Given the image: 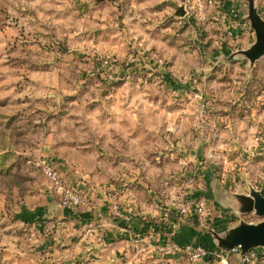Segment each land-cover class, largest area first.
Segmentation results:
<instances>
[{
  "label": "rangeland",
  "instance_id": "374dc122",
  "mask_svg": "<svg viewBox=\"0 0 264 264\" xmlns=\"http://www.w3.org/2000/svg\"><path fill=\"white\" fill-rule=\"evenodd\" d=\"M252 15L264 28V0H0V264H264L261 248L149 252L140 234L264 220L245 210L264 196Z\"/></svg>",
  "mask_w": 264,
  "mask_h": 264
},
{
  "label": "water",
  "instance_id": "95a60500",
  "mask_svg": "<svg viewBox=\"0 0 264 264\" xmlns=\"http://www.w3.org/2000/svg\"><path fill=\"white\" fill-rule=\"evenodd\" d=\"M251 23L256 31L257 41L252 48L242 50L241 53L255 62L264 56V28L254 15L251 16ZM207 197L214 200V196L208 194ZM214 203L217 201L215 200ZM245 210L255 211L258 216H264V196L258 191L253 192L252 197L247 199ZM187 233L191 244L204 246L211 253L219 252L222 254L224 248L236 246L241 249V257L254 248H261L260 250L264 253V220L258 223L241 222L225 235L195 222L188 225Z\"/></svg>",
  "mask_w": 264,
  "mask_h": 264
},
{
  "label": "built area",
  "instance_id": "2783aa9c",
  "mask_svg": "<svg viewBox=\"0 0 264 264\" xmlns=\"http://www.w3.org/2000/svg\"><path fill=\"white\" fill-rule=\"evenodd\" d=\"M38 166L43 170L45 175L53 182L57 192L62 196V203L65 206H77L82 202V197L79 193L74 191L71 187H68L62 183L59 172L52 163V161L44 156L38 161ZM173 210L180 211L185 216L201 217L206 216L209 212L207 203L201 200H186L182 198L175 203ZM168 215V212L165 213ZM160 251L164 253H186L191 259H203L212 255V253L204 246L197 244H185L182 245L176 241H169L160 245ZM256 253L251 252L246 259L255 258ZM225 264H228L226 260Z\"/></svg>",
  "mask_w": 264,
  "mask_h": 264
},
{
  "label": "crops",
  "instance_id": "0c3cea01",
  "mask_svg": "<svg viewBox=\"0 0 264 264\" xmlns=\"http://www.w3.org/2000/svg\"><path fill=\"white\" fill-rule=\"evenodd\" d=\"M158 216H162V219L165 221V222H167L168 221V219H166V218H163V212L161 213V211L160 212H158ZM158 227V226H157ZM167 227V228H166ZM147 228V227H146ZM146 228H144L143 230H140V234L141 235H144V238L142 239L143 241H144V243L148 246L146 249H148L149 250V252H151V251H154V252H156L154 249H152V247H151V244L155 241V240H163L164 242H168V241H172L174 238H176V237H180V239H178L177 241H178V243H180V244H182V245H185V244H187V243H190L189 242V234L187 233V230H185V231H183V230H180V228H177V229H175L174 227H172V226H168V224H167V226H160L159 228H161V230H163V231H159V232H157V233H154V234H152L151 236H149V235H146L147 233L145 232V229ZM121 228H119V230H120ZM115 230V229H114ZM113 230V231H114ZM118 229H117V232L119 231ZM176 232H178V233H176ZM143 233V234H142ZM175 234H177V235H175ZM153 238V242H151V239ZM121 244H123V246H124V243L123 242H120V245ZM198 245V244H197ZM200 260V259H199ZM198 260V261H199ZM197 261V260H196Z\"/></svg>",
  "mask_w": 264,
  "mask_h": 264
},
{
  "label": "trees",
  "instance_id": "16d2710c",
  "mask_svg": "<svg viewBox=\"0 0 264 264\" xmlns=\"http://www.w3.org/2000/svg\"><path fill=\"white\" fill-rule=\"evenodd\" d=\"M214 256H215L214 254H212L211 256H209V257H208L209 260L212 259Z\"/></svg>",
  "mask_w": 264,
  "mask_h": 264
}]
</instances>
